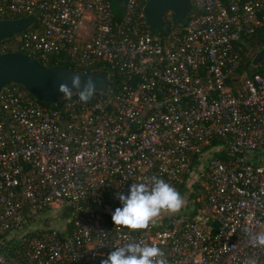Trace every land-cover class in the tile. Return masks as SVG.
<instances>
[{
  "label": "built area",
  "instance_id": "2783aa9c",
  "mask_svg": "<svg viewBox=\"0 0 264 264\" xmlns=\"http://www.w3.org/2000/svg\"><path fill=\"white\" fill-rule=\"evenodd\" d=\"M191 3L185 25L160 35L141 0H124L121 17L109 0H0V21L34 18L0 55L108 78L87 103L0 91V264H100L130 242L160 247L167 264H264L253 244L264 233V77L233 78L264 0ZM153 176L199 195L189 213L115 226L117 193ZM52 214L68 220L33 228Z\"/></svg>",
  "mask_w": 264,
  "mask_h": 264
},
{
  "label": "water",
  "instance_id": "95a60500",
  "mask_svg": "<svg viewBox=\"0 0 264 264\" xmlns=\"http://www.w3.org/2000/svg\"><path fill=\"white\" fill-rule=\"evenodd\" d=\"M111 1L115 5H121L124 0ZM191 9V0H147L143 15L148 28L161 31L165 26V13L171 12L180 24L185 21ZM33 22V16L0 21V42L24 31ZM263 60L264 46L253 58L252 64L256 67ZM73 74L80 77L82 86L90 79L95 84V91H104L107 88L108 78L105 72L87 76L61 66L45 67L22 53L0 55V91L8 84H20L35 100L46 104H53L64 96L58 91L59 85L68 83L71 87ZM73 92L79 90L73 89Z\"/></svg>",
  "mask_w": 264,
  "mask_h": 264
},
{
  "label": "clouds",
  "instance_id": "9594fccd",
  "mask_svg": "<svg viewBox=\"0 0 264 264\" xmlns=\"http://www.w3.org/2000/svg\"><path fill=\"white\" fill-rule=\"evenodd\" d=\"M73 89L79 90V101L87 103L95 93V84L89 79L83 84L78 75L73 74L71 87L61 83L58 91L71 98ZM151 179V186L144 182L133 183L128 195L117 193L122 207L112 213V222L129 231L146 229L150 222L162 213L179 212L184 200L180 193L169 183L156 176ZM254 246L264 247V233L253 238ZM100 264H167L160 247L143 242H130L116 247Z\"/></svg>",
  "mask_w": 264,
  "mask_h": 264
},
{
  "label": "trees",
  "instance_id": "16d2710c",
  "mask_svg": "<svg viewBox=\"0 0 264 264\" xmlns=\"http://www.w3.org/2000/svg\"><path fill=\"white\" fill-rule=\"evenodd\" d=\"M146 2L147 0H141V7H144ZM111 3H112L113 11L117 14L118 17H121L123 15L124 4L121 5L122 10L118 11V7L112 1ZM143 21H145L144 18H143ZM164 22H165V26L161 31H155L149 28L147 29L150 30L154 34L161 35L165 32L167 26H169L170 24H174V25L182 27L185 25L186 20L183 23L179 24L177 23L174 15L171 12H167L164 14ZM144 27L146 29V25ZM263 46H264V25L258 27L252 34L244 35L242 37V41L240 44H238V47H237L239 58H240V63L235 73V76L233 78H237L240 75H246L247 77H253L254 75H261L264 77V60L256 67H254L252 64L253 58L257 55V53L262 49ZM41 64L44 65L45 67L61 66V67L67 68L68 70L70 69V71L73 72L71 65L64 63V62L56 63L55 60H50L48 63H45V64L41 63ZM90 75H93V74H90ZM17 85L21 86L20 84H17ZM21 87L25 90L23 86ZM28 95L32 98V96L29 93ZM39 103H41L42 105H48L43 102H39ZM212 142L213 143L211 145L214 148L222 144V141L217 140V139H215ZM184 189H185L184 185L179 187L180 192H182ZM198 196L199 195L194 190H192L190 191L188 197L183 199L184 203H186L187 205H191L193 202H195ZM195 214H196V210L191 212V215H195ZM67 220H68L67 214H63V215L52 214V216L45 218L44 221H42V223L46 226V228L50 227V228L56 229V228H59L55 226L57 225L56 223L62 222L64 224ZM70 223L68 224V227H70ZM32 226L35 230H38L42 227L40 224V221H36V220L33 222ZM42 229H45V228H42Z\"/></svg>",
  "mask_w": 264,
  "mask_h": 264
},
{
  "label": "rangeland",
  "instance_id": "374dc122",
  "mask_svg": "<svg viewBox=\"0 0 264 264\" xmlns=\"http://www.w3.org/2000/svg\"><path fill=\"white\" fill-rule=\"evenodd\" d=\"M117 7H118V11H120V10H122V7H121V5H116ZM117 11V10H116ZM176 213H178V214H187L188 213V211H187V209H185V208H183V209H181L179 212H176ZM55 223V222H54ZM41 224V228H46V226L43 224V223H40ZM57 225H55L56 227H62V225H63V223L62 222H58V223H56Z\"/></svg>",
  "mask_w": 264,
  "mask_h": 264
}]
</instances>
